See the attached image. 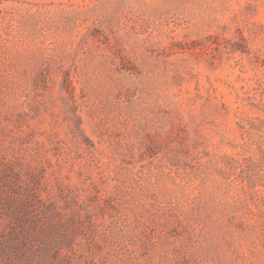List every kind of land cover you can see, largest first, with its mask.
Masks as SVG:
<instances>
[{
  "label": "rangeland",
  "instance_id": "374dc122",
  "mask_svg": "<svg viewBox=\"0 0 264 264\" xmlns=\"http://www.w3.org/2000/svg\"><path fill=\"white\" fill-rule=\"evenodd\" d=\"M264 264V0H0V264Z\"/></svg>",
  "mask_w": 264,
  "mask_h": 264
},
{
  "label": "trees",
  "instance_id": "16d2710c",
  "mask_svg": "<svg viewBox=\"0 0 264 264\" xmlns=\"http://www.w3.org/2000/svg\"><path fill=\"white\" fill-rule=\"evenodd\" d=\"M9 260H10V257H6L5 260H4V264H8L9 263Z\"/></svg>",
  "mask_w": 264,
  "mask_h": 264
}]
</instances>
